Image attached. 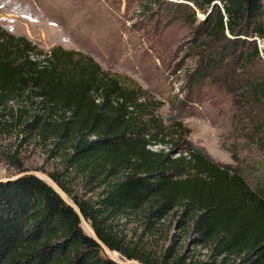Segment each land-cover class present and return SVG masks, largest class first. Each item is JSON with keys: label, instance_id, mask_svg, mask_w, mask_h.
Wrapping results in <instances>:
<instances>
[{"label": "trees", "instance_id": "1", "mask_svg": "<svg viewBox=\"0 0 264 264\" xmlns=\"http://www.w3.org/2000/svg\"><path fill=\"white\" fill-rule=\"evenodd\" d=\"M185 1L192 20L193 8L204 16L193 83L208 80L228 89L250 122L244 129L264 150V51L257 43L264 40V0ZM33 50L27 39L0 30V108L12 96L27 99L12 111L10 127L23 125L25 133L52 142L68 171L104 188L90 204L73 195L63 174L48 173L103 242L128 259L160 264L127 248L110 222L146 205L159 218L181 209L192 241L210 249V256L184 255L174 264H264V172L254 190L238 171L189 141L182 121L165 126L162 103L144 100L146 92H128L92 59L73 60L74 53L57 48L41 61ZM35 108L40 114L28 118ZM155 146L171 149H150ZM0 264L117 263L50 186L26 176L0 182Z\"/></svg>", "mask_w": 264, "mask_h": 264}, {"label": "rangeland", "instance_id": "2", "mask_svg": "<svg viewBox=\"0 0 264 264\" xmlns=\"http://www.w3.org/2000/svg\"><path fill=\"white\" fill-rule=\"evenodd\" d=\"M184 4L185 0H0V30L27 39L34 59L47 60L60 48L74 53L73 60L92 59L128 92H146L144 100L162 103L159 117L165 126L182 121L191 132L189 141L216 163L238 171L255 190L264 172V150L250 129H244L250 122L228 89L208 80L193 83L200 63L198 28L204 16L193 8L192 20V11ZM257 43L264 51V40ZM26 101L12 96L0 108V177L9 179L22 170L59 172L75 197L94 204L104 188L87 185L68 171L63 156L52 153V142L25 133L23 125L10 127L12 111L29 104ZM39 114L35 108L28 118ZM253 117L262 120L255 113ZM150 149L170 152L171 148ZM155 215L146 205L110 224L127 248L154 262L174 264L184 255L209 260L210 249L194 244L192 226L181 209L163 218Z\"/></svg>", "mask_w": 264, "mask_h": 264}, {"label": "water", "instance_id": "3", "mask_svg": "<svg viewBox=\"0 0 264 264\" xmlns=\"http://www.w3.org/2000/svg\"><path fill=\"white\" fill-rule=\"evenodd\" d=\"M26 176H35L45 182L48 186L52 188V190L65 202L66 205L71 207L75 213L78 215L81 226L84 231L99 245L102 249L105 256L117 263V264H145L135 259H128L126 256L121 253L112 250L105 242H103L96 231L93 229L92 225L85 218L80 206L72 199V197L48 174L40 172V171H26L15 175L9 179L0 178V182H9V181H17ZM120 255V258L117 256Z\"/></svg>", "mask_w": 264, "mask_h": 264}, {"label": "bare ground", "instance_id": "4", "mask_svg": "<svg viewBox=\"0 0 264 264\" xmlns=\"http://www.w3.org/2000/svg\"><path fill=\"white\" fill-rule=\"evenodd\" d=\"M120 258V255H117Z\"/></svg>", "mask_w": 264, "mask_h": 264}]
</instances>
